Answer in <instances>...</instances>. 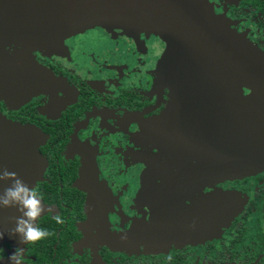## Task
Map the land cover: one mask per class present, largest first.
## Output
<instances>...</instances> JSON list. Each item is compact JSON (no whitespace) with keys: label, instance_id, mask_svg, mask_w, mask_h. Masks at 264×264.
Wrapping results in <instances>:
<instances>
[{"label":"flooded vegetation","instance_id":"1","mask_svg":"<svg viewBox=\"0 0 264 264\" xmlns=\"http://www.w3.org/2000/svg\"><path fill=\"white\" fill-rule=\"evenodd\" d=\"M197 1L180 4L264 52V0ZM194 53L175 59L150 24L98 25L19 58L27 73L2 83L0 117L39 129L37 150L0 149V169L39 193L36 224L53 235L20 244L8 235L20 213L0 208V264L17 247L23 264H264V165L231 175L215 156L210 121L231 84L208 82Z\"/></svg>","mask_w":264,"mask_h":264},{"label":"water","instance_id":"2","mask_svg":"<svg viewBox=\"0 0 264 264\" xmlns=\"http://www.w3.org/2000/svg\"><path fill=\"white\" fill-rule=\"evenodd\" d=\"M182 2L199 4L197 0H0V92L6 77L20 82L16 77L27 73L18 71V62L30 49H54L70 34L98 25L129 29L150 24L167 34L175 59L183 52H200L215 71L207 73V81L226 79L231 84L226 98L222 95L215 105L220 119L210 121L215 156L230 164L226 172L231 175L254 171L264 165V52ZM180 75L174 82H192L195 72ZM28 78L31 82V73ZM243 87L249 93L244 94ZM38 138L35 127L0 119V149L13 156L18 154V141L34 140L37 150ZM30 149L31 145L24 154L32 155Z\"/></svg>","mask_w":264,"mask_h":264},{"label":"clouds","instance_id":"3","mask_svg":"<svg viewBox=\"0 0 264 264\" xmlns=\"http://www.w3.org/2000/svg\"><path fill=\"white\" fill-rule=\"evenodd\" d=\"M11 181L10 185L0 191V208H16L20 213L14 217L15 227L8 230L9 236H18L20 244L36 243L46 239L53 233L37 226L36 221L46 211L39 193L30 188L18 174L6 168L0 169V182ZM51 211V209H48ZM53 219L58 224L64 220L59 214H54ZM5 232L0 230V240L4 238ZM23 247H17L8 256V264H23ZM168 260L172 257L168 256Z\"/></svg>","mask_w":264,"mask_h":264},{"label":"rangeland","instance_id":"4","mask_svg":"<svg viewBox=\"0 0 264 264\" xmlns=\"http://www.w3.org/2000/svg\"><path fill=\"white\" fill-rule=\"evenodd\" d=\"M87 29V28H86Z\"/></svg>","mask_w":264,"mask_h":264}]
</instances>
